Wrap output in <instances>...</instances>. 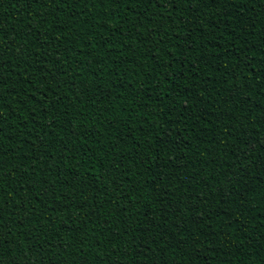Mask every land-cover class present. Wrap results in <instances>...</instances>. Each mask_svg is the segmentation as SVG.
<instances>
[{
    "label": "trees",
    "instance_id": "1",
    "mask_svg": "<svg viewBox=\"0 0 264 264\" xmlns=\"http://www.w3.org/2000/svg\"><path fill=\"white\" fill-rule=\"evenodd\" d=\"M0 264H264V0H0Z\"/></svg>",
    "mask_w": 264,
    "mask_h": 264
}]
</instances>
